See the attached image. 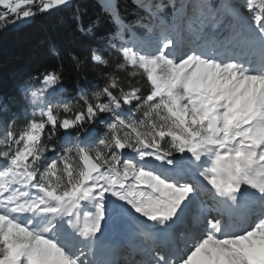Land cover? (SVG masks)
<instances>
[{
  "label": "snow or ice",
  "instance_id": "1",
  "mask_svg": "<svg viewBox=\"0 0 264 264\" xmlns=\"http://www.w3.org/2000/svg\"><path fill=\"white\" fill-rule=\"evenodd\" d=\"M98 3L0 95V264H264V0Z\"/></svg>",
  "mask_w": 264,
  "mask_h": 264
},
{
  "label": "trees",
  "instance_id": "2",
  "mask_svg": "<svg viewBox=\"0 0 264 264\" xmlns=\"http://www.w3.org/2000/svg\"><path fill=\"white\" fill-rule=\"evenodd\" d=\"M127 2L130 3V0ZM100 14L98 0H74L70 10L37 17L31 24L21 28L0 30V95L12 93L16 76L43 53L51 38L66 31H74L82 21L94 20ZM88 80L91 81L92 76ZM64 84L65 88L71 90L80 81L73 77L66 79Z\"/></svg>",
  "mask_w": 264,
  "mask_h": 264
},
{
  "label": "rangeland",
  "instance_id": "3",
  "mask_svg": "<svg viewBox=\"0 0 264 264\" xmlns=\"http://www.w3.org/2000/svg\"><path fill=\"white\" fill-rule=\"evenodd\" d=\"M118 223H120V222H118ZM116 226H117V225H112V226H111V229H112V227H116Z\"/></svg>",
  "mask_w": 264,
  "mask_h": 264
}]
</instances>
